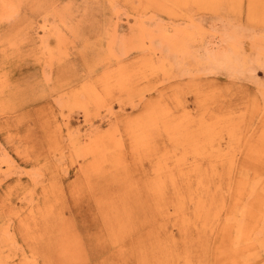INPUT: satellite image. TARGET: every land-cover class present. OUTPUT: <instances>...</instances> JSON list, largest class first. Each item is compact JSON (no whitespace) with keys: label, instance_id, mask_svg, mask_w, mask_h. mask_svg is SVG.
<instances>
[{"label":"rangeland","instance_id":"1","mask_svg":"<svg viewBox=\"0 0 264 264\" xmlns=\"http://www.w3.org/2000/svg\"><path fill=\"white\" fill-rule=\"evenodd\" d=\"M142 21L208 32L172 56ZM236 32L264 65V0H0V264H264Z\"/></svg>","mask_w":264,"mask_h":264},{"label":"bare ground","instance_id":"2","mask_svg":"<svg viewBox=\"0 0 264 264\" xmlns=\"http://www.w3.org/2000/svg\"><path fill=\"white\" fill-rule=\"evenodd\" d=\"M145 23V21H142L138 25L139 36L133 38L134 42L140 41L139 43H141L145 39L150 40V42L154 41L157 45L161 46L172 56H178L180 54L183 57H186L187 55L192 54V47L194 46L193 43L197 42V37L200 36V39L203 40L206 37L205 34L208 32L207 29V31L204 29V26V28L201 27V23L200 25L191 23L189 26L185 27L175 26V30L173 31H167L166 29H164L163 24L158 22L154 24ZM245 39V34L241 32L234 33V38L230 42L231 50L233 51V54L235 56L233 64L235 65V67L240 69H247L252 67L258 73H260V71L261 73H264V65L260 58H255L253 60L250 59L251 51L248 50ZM263 43L264 42L254 40L251 46L253 47V49L256 48L259 53L264 54ZM193 52H195L193 53L195 55L193 56V60H199V54L197 53L198 51L196 49H193Z\"/></svg>","mask_w":264,"mask_h":264}]
</instances>
